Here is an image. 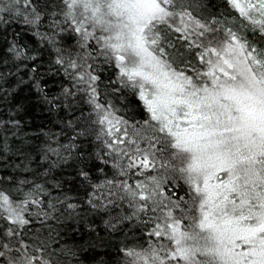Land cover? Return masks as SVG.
Instances as JSON below:
<instances>
[{
	"label": "snow or ice",
	"instance_id": "1",
	"mask_svg": "<svg viewBox=\"0 0 264 264\" xmlns=\"http://www.w3.org/2000/svg\"><path fill=\"white\" fill-rule=\"evenodd\" d=\"M228 3L252 32L264 34V0ZM191 7L186 0H60L63 23L80 47L94 40L147 114L130 125L100 103L98 75L74 76L107 137L116 175L170 168L190 193V204L166 196L154 175L134 184L108 181L128 198L132 215L143 213L142 223L151 224L154 242L121 251L125 264H264V47L197 18ZM2 11L28 24L41 20L36 0H9ZM52 26L65 31L56 21ZM57 52L55 62L64 64ZM78 67L69 59L65 71ZM52 211L38 195L16 202L0 189V220L7 224L0 228V264H55L44 245L23 238L34 215L48 219Z\"/></svg>",
	"mask_w": 264,
	"mask_h": 264
},
{
	"label": "trees",
	"instance_id": "2",
	"mask_svg": "<svg viewBox=\"0 0 264 264\" xmlns=\"http://www.w3.org/2000/svg\"><path fill=\"white\" fill-rule=\"evenodd\" d=\"M186 2L197 18L214 19L216 27L232 28L258 48L264 47V34L252 32L228 0ZM7 3L0 0V16L6 21L0 22V189L16 202L32 193L54 207L48 219L34 215L23 238L33 247L44 245V254L55 264H125L122 249L141 250L154 242L147 236L151 224L142 223L143 213L133 216L135 208L128 198L108 181L127 179L134 184L154 175L166 196L183 197L190 204L188 185L170 168L116 175L114 157L104 144L107 137L87 103L84 85L77 84L74 76L78 72L98 75L100 103L111 105L130 125L147 118L138 96L118 82V70L99 54L94 40L80 47L76 34L63 23L60 0H36L41 20L35 25L21 16L5 15L2 6ZM54 21L65 31L53 27ZM172 40L176 42L175 36ZM57 49L64 64L55 62ZM69 59L80 67L66 72ZM162 159L167 160L168 154ZM81 173H87V178ZM6 226L0 220V228Z\"/></svg>",
	"mask_w": 264,
	"mask_h": 264
},
{
	"label": "rangeland",
	"instance_id": "3",
	"mask_svg": "<svg viewBox=\"0 0 264 264\" xmlns=\"http://www.w3.org/2000/svg\"><path fill=\"white\" fill-rule=\"evenodd\" d=\"M220 177H221V179L225 178L223 173H220Z\"/></svg>",
	"mask_w": 264,
	"mask_h": 264
}]
</instances>
